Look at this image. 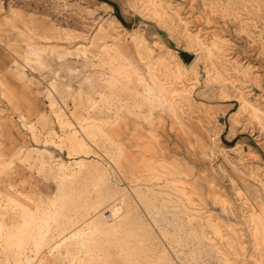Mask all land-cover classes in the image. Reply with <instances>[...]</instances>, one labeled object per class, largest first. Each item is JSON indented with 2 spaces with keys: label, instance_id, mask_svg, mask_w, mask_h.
Here are the masks:
<instances>
[{
  "label": "rangeland",
  "instance_id": "1",
  "mask_svg": "<svg viewBox=\"0 0 264 264\" xmlns=\"http://www.w3.org/2000/svg\"><path fill=\"white\" fill-rule=\"evenodd\" d=\"M149 2L163 5L170 32L151 17ZM11 19L59 38L28 46L10 25L0 26V207L6 223L17 219L12 201L27 202L29 211L37 205L28 198L45 201L46 209L59 194L60 178L87 187L103 173L110 187L139 203L151 240L133 226L111 236L96 233L99 248L92 253L56 260L53 241L35 242V230L19 250L6 249L4 234L0 262L264 264V129L250 111L232 118L239 95L264 113V0H0V23ZM213 28L217 34H204ZM67 34L73 38L62 40ZM193 35L206 45L218 39L223 54L210 61ZM234 48L256 63L230 54ZM117 55L122 59L112 61ZM121 64L130 77L113 84L111 69ZM177 65L185 71L179 76ZM150 73L177 118L158 103L150 106L144 91ZM168 85L187 91L174 96ZM83 125L100 130L86 139ZM76 139L85 140L87 155L74 147ZM83 159L82 171L77 163ZM88 190L81 196L90 203L97 195ZM109 202L103 198L99 211L112 219ZM82 227L70 222L62 235ZM122 237L131 242L126 252H119Z\"/></svg>",
  "mask_w": 264,
  "mask_h": 264
},
{
  "label": "bare ground",
  "instance_id": "2",
  "mask_svg": "<svg viewBox=\"0 0 264 264\" xmlns=\"http://www.w3.org/2000/svg\"><path fill=\"white\" fill-rule=\"evenodd\" d=\"M149 5L151 7L149 9L151 17L160 26L166 28L170 32L172 26L168 25L167 20H165V17L163 15V5H156V3L151 4L150 2ZM15 14L16 13H13L14 16ZM5 22L6 24L0 23V26L10 25L19 38L27 41L28 46H49L51 45L50 43L52 42V40H56L57 38H59L58 36L52 35L51 33L41 34L35 26L33 27L31 23L25 21L21 22L20 25H17L12 19ZM109 24H111V22H109ZM100 29L101 32H105L104 29ZM206 32L207 33L204 34L213 35L215 33H218L215 28L209 29ZM72 38L73 37L71 34H67L62 38V40H71ZM192 39L195 43L194 45H199L202 49V52H204L205 57L210 61L215 58L216 54H223V46L219 45V42L221 43V41H219L218 39L213 40L207 45L206 43H203L197 35H193ZM193 42L190 40L189 43ZM230 54H238V56L244 58L247 57V60L250 63H256L249 59L250 56H247V54L245 55L241 53V56L238 53L237 48H234ZM232 56L234 57L235 55ZM120 59H122V57L117 55L114 56L112 61H119ZM182 59L184 62L186 61L184 58ZM197 60L198 59L196 58V60L194 61V65ZM177 66L178 67H173L175 68L173 73L179 76L185 71L184 69H182V65ZM126 67H128V65H126ZM111 71L112 76L110 80H112L113 84L126 83L125 79H129L131 74L129 68L125 69V66L122 64L114 67L113 69H111ZM150 78L151 82H144V91L146 94H148V98L151 102L150 106L155 107V105H157L158 103L159 105L164 106L167 111L171 113V115L176 116L177 118V109L175 105L171 103L167 98L164 88L157 81V76L150 73ZM141 81L143 80L141 79ZM168 87L170 88V92L174 96L184 94L183 92L187 91V89L180 88L181 86L176 87L174 85H168ZM239 101L241 107L239 108V110L232 114L233 121L235 122L241 113L250 111L254 118L260 120L259 122L264 129V113L261 111V109L250 103V101L243 95H239ZM83 129L86 131V133L82 131L84 138L93 139L94 136L99 132L100 127L98 125H83ZM74 147L77 148L78 151L86 155L89 151V147L84 139H76ZM86 162L87 161L84 159L78 161V169L82 171L86 170ZM93 165L94 166L92 167L94 170L99 166V164L97 165V163L96 165ZM72 178L76 179L77 176H73ZM86 178H89V176H87ZM108 180V176L103 173H98L94 174L91 182L92 185H87V187H76L75 183L68 181L67 178H60L58 182L59 194L55 199L48 201L50 205L49 208L44 209L42 207L45 201H35L32 198L28 199L30 201L36 202L37 208L35 211H29L27 202H24L22 204L17 201H12L13 206L16 207L14 209V212L17 214V219L11 225H8L6 223V213L0 207V238L5 234L4 242L6 244V249H11L14 247H17L18 250L21 249L23 238L32 234L33 230H35L39 235L38 238L34 239L35 242L44 243L50 240L53 241L51 247L53 248V252H56V260L61 259L62 255H74L76 254L75 252L84 251L86 254L92 253L94 249L99 248L95 243L94 237H92L96 233H105L111 236L117 233H125L126 231H128V229H130V227L133 226L134 229L138 232V235L142 236L145 241L148 242V240H151L149 224L143 221L138 211L140 208L139 203L134 201L131 197L126 200L125 194H120L116 189L110 187ZM79 184H84L83 180H81ZM89 187H92L93 192H95L97 195V198L93 199L90 203L85 198H83V196H81V192L82 194L86 191L90 192L88 190ZM203 193H205V191ZM136 194L139 201L143 203V200L146 199L143 194H139L138 192ZM9 197L13 198L12 196ZM103 198H108L110 200L109 209L112 211L111 213L114 216L113 218L111 217L112 219H108L109 217L107 215L105 216V213H100L99 211V209L103 206ZM69 206L85 209V211L81 212V214L79 215L77 213V209H69V212H66V208H68ZM88 210L92 212H88ZM146 210L148 213H151L149 207H146ZM70 222H79L83 227L82 229H75L70 233H65V235H62L67 224H69ZM261 229L264 230L263 225ZM55 235L58 237V239H56ZM118 241L121 244V249H119V252H126L129 250L128 247H130L131 242L129 243V241L124 237L118 239ZM108 242L109 241H106L105 244ZM124 245L125 248H122ZM29 260L31 261L32 259L29 258ZM0 264L9 263L5 260L3 262H0ZM15 264H22V262H17ZM158 264H162V260H160Z\"/></svg>",
  "mask_w": 264,
  "mask_h": 264
}]
</instances>
